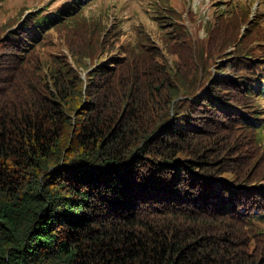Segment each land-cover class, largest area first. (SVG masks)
<instances>
[{
  "label": "trees",
  "instance_id": "16d2710c",
  "mask_svg": "<svg viewBox=\"0 0 264 264\" xmlns=\"http://www.w3.org/2000/svg\"><path fill=\"white\" fill-rule=\"evenodd\" d=\"M82 3L28 15L0 52V264H264V62L248 53L202 81L259 37L241 33L250 9L218 12L206 37L180 20L173 61L124 42L109 65L122 33H76ZM240 128L255 137L242 171Z\"/></svg>",
  "mask_w": 264,
  "mask_h": 264
},
{
  "label": "rangeland",
  "instance_id": "374dc122",
  "mask_svg": "<svg viewBox=\"0 0 264 264\" xmlns=\"http://www.w3.org/2000/svg\"><path fill=\"white\" fill-rule=\"evenodd\" d=\"M81 8L85 11V17H89V21L80 22L77 25L79 27L75 31L76 33L83 35L86 24L91 25L96 22L102 21L109 27L116 26L114 33L119 31L122 33L121 38L117 42V46L111 51H107L105 55L109 56L108 59L103 60L102 55L99 54L96 58V62L93 64L95 67L99 60H103L102 64H114V59L121 54L120 46L124 43H135L131 44V48H135L138 53L141 52H157L165 51L167 49L170 60L173 61L176 56L170 53L169 49L171 45L181 39L180 36L184 32L178 30L180 26V20L185 22L190 31L191 36L206 37L207 22L211 21L218 12L222 13L223 10L226 12H234V8H241L242 4H246L249 10V21L241 24V33L245 35L247 32L259 36L257 39H253L241 48H238L236 43H232V46L227 47L226 50L219 55L215 56L214 65L210 77H203L206 83L205 87H208L214 79H219L218 71L222 68H227L230 73H234L230 70L228 63L234 59H239L237 63L243 67L247 63L244 59L248 53L251 54L250 59L253 62H264V0H82ZM75 0H1L0 4V52L1 57L6 59L7 55H10V51L13 50V42L8 38L9 31L15 29L30 14H51L54 15L53 11L64 10L65 8L73 5ZM70 8V7H69ZM234 9V10H233ZM232 10V11H231ZM179 15L180 19H179ZM24 17V18H22ZM31 34V30L27 28L21 31V35L24 32ZM105 35V33L103 34ZM38 43L43 44L47 34L40 31L37 36ZM116 37H113L111 41H114ZM40 41V42H39ZM146 42V44H143ZM126 43V44H127ZM155 45L157 47H153ZM203 49L202 46L196 47L195 54H198ZM126 55H122L125 58ZM89 63L90 59H86ZM200 63L202 69L196 70L194 75H199L201 71L205 70V65L202 61L209 63V58L206 55H201ZM241 60V61H240ZM246 60V61H244ZM211 64V63H210ZM101 65H98L99 67ZM186 71H188L186 67ZM84 74V73H83ZM206 78V79H205ZM201 81V80H200ZM200 81L197 83L199 86ZM203 87H200L199 91ZM208 88H204L203 91ZM258 104L264 106V100L262 98L258 100ZM264 112V108L261 110ZM223 126V125H220ZM235 126V125H234ZM238 131L237 147L241 151L239 157L235 162V166L239 165L241 160H246V152L251 151L249 144L255 141V137L248 133L245 135L246 130L240 128ZM247 139V141H245ZM259 151L254 155L256 161L263 165L260 167L261 172H257L256 175L261 173L264 174V140ZM230 162V161H229ZM239 162V163H238ZM256 163H251L250 166ZM240 170H244V167L239 165ZM255 167V166H254ZM233 173V172H232ZM232 176V175H231ZM246 177L249 179L247 180ZM242 178L246 181L242 182L246 187V184H257L258 180L254 177L253 173L247 171L242 173ZM264 186V184H262ZM256 199V198H255Z\"/></svg>",
  "mask_w": 264,
  "mask_h": 264
}]
</instances>
